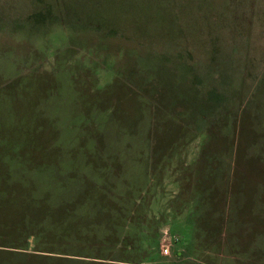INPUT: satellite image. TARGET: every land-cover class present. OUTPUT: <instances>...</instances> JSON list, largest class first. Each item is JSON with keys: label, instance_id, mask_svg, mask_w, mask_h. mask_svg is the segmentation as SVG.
<instances>
[{"label": "rangeland", "instance_id": "1", "mask_svg": "<svg viewBox=\"0 0 264 264\" xmlns=\"http://www.w3.org/2000/svg\"><path fill=\"white\" fill-rule=\"evenodd\" d=\"M0 264H264V0H0Z\"/></svg>", "mask_w": 264, "mask_h": 264}, {"label": "built area", "instance_id": "2", "mask_svg": "<svg viewBox=\"0 0 264 264\" xmlns=\"http://www.w3.org/2000/svg\"><path fill=\"white\" fill-rule=\"evenodd\" d=\"M168 253V250H164V254H167Z\"/></svg>", "mask_w": 264, "mask_h": 264}]
</instances>
